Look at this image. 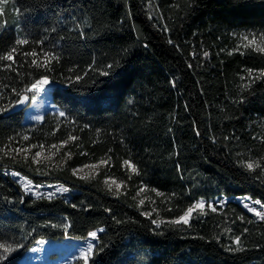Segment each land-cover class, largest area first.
<instances>
[{
  "label": "trees",
  "instance_id": "16d2710c",
  "mask_svg": "<svg viewBox=\"0 0 264 264\" xmlns=\"http://www.w3.org/2000/svg\"><path fill=\"white\" fill-rule=\"evenodd\" d=\"M14 2L0 33V264L100 228L88 264H264V218L233 199L175 221L200 199L264 205V50L246 41L264 38V0ZM41 78L63 114L25 123ZM10 172L72 193L29 194Z\"/></svg>",
  "mask_w": 264,
  "mask_h": 264
},
{
  "label": "rangeland",
  "instance_id": "374dc122",
  "mask_svg": "<svg viewBox=\"0 0 264 264\" xmlns=\"http://www.w3.org/2000/svg\"><path fill=\"white\" fill-rule=\"evenodd\" d=\"M17 15L18 9L14 0H0V33L3 27L8 24L7 18L15 21ZM246 41L247 44L264 50V38H248ZM53 86L54 83L47 78H41L30 86L29 91L32 93V99L24 110L25 123L40 122L47 112L63 114L60 108L53 102L51 94ZM25 102L26 100H24ZM37 109L39 111L35 114V110ZM10 174L17 180L25 192L35 196L62 195L69 197L72 193L71 189L62 184H34L19 173L10 172ZM231 199L239 202L256 219L264 218V205L259 201L253 200L249 196H221L209 200L200 199L183 216L175 221L188 222L196 211L223 206ZM102 231V228L94 230L85 238L39 239L35 245L24 253L19 264H73L79 259L83 260L84 264H88L98 241V234Z\"/></svg>",
  "mask_w": 264,
  "mask_h": 264
}]
</instances>
